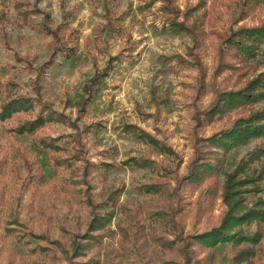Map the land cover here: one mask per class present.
Instances as JSON below:
<instances>
[{
	"label": "rangeland",
	"instance_id": "obj_1",
	"mask_svg": "<svg viewBox=\"0 0 264 264\" xmlns=\"http://www.w3.org/2000/svg\"><path fill=\"white\" fill-rule=\"evenodd\" d=\"M169 2L189 29L166 20L162 0L150 6L149 0H0V104L21 97L33 108L20 116L49 117L34 134L22 135L13 131L17 114L0 120V264H69L53 243L64 245L71 257L73 241L88 234L97 215L107 217L95 233L101 241L74 263L164 264L168 259L153 240L161 224L154 213L167 203L148 193L158 180L152 163H172L159 181L173 190L193 157L195 109L212 100L208 84L231 89L237 80L233 71L214 77L222 36L231 28L264 23V4L241 20L240 0ZM178 55L187 61L196 55L206 73L199 102V69L179 63ZM245 70L249 79L264 73V52ZM258 104L264 107V101ZM237 116L233 112L203 126L198 135L227 129ZM127 125L173 154L127 131ZM39 139L69 151L74 156L69 165L56 166L53 152ZM263 145L264 138L234 148L221 181ZM197 195L188 191L181 200L178 217L185 235L217 225L226 210L218 199L196 220ZM6 228L15 231L8 234ZM45 247L59 258H50ZM258 249L261 258L264 241ZM232 257L229 244L217 247L216 264H229ZM91 258L99 262H87Z\"/></svg>",
	"mask_w": 264,
	"mask_h": 264
},
{
	"label": "trees",
	"instance_id": "obj_2",
	"mask_svg": "<svg viewBox=\"0 0 264 264\" xmlns=\"http://www.w3.org/2000/svg\"><path fill=\"white\" fill-rule=\"evenodd\" d=\"M156 1L149 0L148 5ZM162 2L167 8L166 20L189 29L178 22L181 12L172 7L169 9V0H162ZM263 4L264 0H240V19H245ZM186 17H188L187 13L183 22L187 21ZM195 25L202 29L204 23L201 18L199 20L197 18ZM262 47H264V23L258 27L243 25L236 29L231 28L224 33L214 77L225 71H233L238 73L237 80H234L231 89L223 88L214 81L208 84L212 91V100L207 107L195 109L194 119L197 124L193 132L194 152L186 173L178 179L176 187L170 191L160 181L166 179L167 171L170 169L168 167L172 166V163L165 166L152 163L154 170L156 168L158 172L157 181H160L152 182L148 193L156 194L167 203L161 211L154 213L161 224L153 240L167 255L168 259L163 258L164 264H216V249L225 244L231 246L233 253L229 264H264V250L261 258L257 256L258 247L264 241V195H262L264 185L260 184L264 180V145L242 159L231 172L225 174L223 182L221 181L229 153L234 148L246 145L254 139L264 138V107L258 106V103L264 101V73L249 79V74L245 70L249 60L256 59L260 53L264 52ZM175 58L181 64L192 65L199 69L200 77L195 88V101L199 102L200 97L204 95L206 76L200 61L197 60L196 55H192V61H187L180 55ZM245 77L246 81L240 85V80ZM0 108L1 121L12 118L14 114L18 115L17 120L20 122L13 131L20 135L34 134L49 119L41 114L33 119L20 116V113H30L33 108L30 101L21 97L16 99L7 97L4 102H1ZM233 112H236L238 116L231 120V125L227 129L214 133L210 137L198 135L202 133L203 126L217 120H225ZM126 130L146 140L161 152L173 154L170 148L162 145L145 131L139 130L135 125H127ZM39 143L44 149L53 152L52 160L56 166H68L74 157L68 156L69 151L58 146L56 141L39 139ZM62 152L64 155L61 154ZM175 168L179 169V163ZM159 170L163 172L160 173ZM173 172H175L174 169ZM188 191L198 193L193 210L194 218L198 221L213 210L218 199L222 200L226 210L217 225L200 233L184 234L178 216L183 213L184 205H181V200L183 194ZM106 218L105 215L95 216L89 225L88 234L78 236L73 241L71 257L61 243L54 242V246L66 257L69 264H76L72 261L74 258L88 257L95 245L101 241V235L96 236L95 233L104 228ZM5 231L12 235L15 230L6 228ZM43 250L53 260L59 258L52 248L45 247ZM200 256H203L202 259ZM89 261L97 263L99 259L91 258L87 262Z\"/></svg>",
	"mask_w": 264,
	"mask_h": 264
}]
</instances>
